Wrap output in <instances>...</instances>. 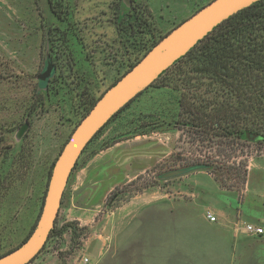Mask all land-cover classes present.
I'll list each match as a JSON object with an SVG mask.
<instances>
[{
	"label": "rangeland",
	"instance_id": "rangeland-1",
	"mask_svg": "<svg viewBox=\"0 0 264 264\" xmlns=\"http://www.w3.org/2000/svg\"><path fill=\"white\" fill-rule=\"evenodd\" d=\"M211 1L65 0L57 6L66 14L60 20L46 0H0V254L20 245L36 224L51 166L92 100L143 54L119 34L117 22L139 7L160 37ZM48 49L58 69L45 91L38 76ZM170 77L146 89L81 156L57 218L58 228L76 223L81 234L76 244L69 228L50 238L29 264L78 261L90 237L108 238L110 213L138 196L187 202L199 217L211 210L222 214L239 234L225 264H264V234L244 230L248 224L264 228V146L238 151L248 164L242 183L237 174L243 166L225 164V136H212L214 130L199 136L175 123L182 92L200 94L206 86L195 92L197 82L187 86L175 74ZM212 159L217 162L211 170L183 171ZM175 171L182 174L166 176Z\"/></svg>",
	"mask_w": 264,
	"mask_h": 264
},
{
	"label": "trees",
	"instance_id": "trees-1",
	"mask_svg": "<svg viewBox=\"0 0 264 264\" xmlns=\"http://www.w3.org/2000/svg\"><path fill=\"white\" fill-rule=\"evenodd\" d=\"M64 1L46 0L49 10L60 20H65L66 14L63 15V11H59L57 6L63 4ZM116 25L119 34L126 36L132 41V46L143 53L130 65L129 70L168 34L157 37L151 22L144 16V11L136 6L132 7L131 11ZM140 36L146 37V41L140 39ZM170 73L175 74L179 80L185 81L187 86L193 81L197 82L195 92L200 90V87L206 86L200 94L182 92L179 100V118L175 123L179 127L189 128L199 136L207 137V134L213 133V130L215 132L212 136H220V134L225 136V164H231V167L233 165L238 167L236 166L238 164L243 166L242 170L237 169L241 171L240 176L237 174V177L242 183H246L247 160L244 155L238 156L237 153L238 151L242 153L244 147L264 146V0L254 3L219 24L185 56L164 71L151 86L165 77L172 80ZM205 80L209 83L207 84ZM171 83L166 80L167 86ZM174 87L179 88V84H174ZM144 92L120 110L106 126ZM195 95L199 96L195 97ZM100 97L92 100L83 118ZM240 157L243 159L237 160ZM213 159L216 158L213 157ZM213 159L211 162L209 160L204 163L190 164L183 171L211 170L217 162ZM54 163L51 166V172ZM34 227L35 224L21 244L28 239ZM69 228L73 230L72 242L74 244L81 237L74 222L58 228L56 220V226L49 239L63 235ZM20 245L1 253L0 257Z\"/></svg>",
	"mask_w": 264,
	"mask_h": 264
},
{
	"label": "water",
	"instance_id": "water-1",
	"mask_svg": "<svg viewBox=\"0 0 264 264\" xmlns=\"http://www.w3.org/2000/svg\"><path fill=\"white\" fill-rule=\"evenodd\" d=\"M262 0H212L163 37L133 68L105 91L80 121L54 163L40 216L28 239L0 257V264H29L46 245L56 226L69 180L94 137L139 94L148 89L178 59L185 56L219 24ZM130 5V3H128ZM48 65L39 76L42 82L52 75ZM25 131V127L19 133ZM168 173L167 177L181 175Z\"/></svg>",
	"mask_w": 264,
	"mask_h": 264
},
{
	"label": "crops",
	"instance_id": "crops-1",
	"mask_svg": "<svg viewBox=\"0 0 264 264\" xmlns=\"http://www.w3.org/2000/svg\"><path fill=\"white\" fill-rule=\"evenodd\" d=\"M163 199L138 196L112 211L108 240L101 233L90 237L82 258L91 264H225L239 234L224 216L211 210L217 218L211 221L196 216L187 202ZM82 258L72 264H83Z\"/></svg>",
	"mask_w": 264,
	"mask_h": 264
},
{
	"label": "flooded vegetation",
	"instance_id": "flooded-vegetation-1",
	"mask_svg": "<svg viewBox=\"0 0 264 264\" xmlns=\"http://www.w3.org/2000/svg\"><path fill=\"white\" fill-rule=\"evenodd\" d=\"M49 64H50V66L53 68V73H52V75L47 79V81L42 82L41 80H39V76L42 75V74L46 71V69L48 68V65H49ZM44 65H45L44 70L42 71L41 74H39V76H38V80L41 82V84H44V85H45L44 90H45V91H48V89H49V88H48V84H49L50 80H52V79L54 78V75H55V73L57 72V69H58L57 61H56V59H55V56L52 55V51H51V49H48V52H46ZM25 129H26V128H25Z\"/></svg>",
	"mask_w": 264,
	"mask_h": 264
},
{
	"label": "built area",
	"instance_id": "built-area-1",
	"mask_svg": "<svg viewBox=\"0 0 264 264\" xmlns=\"http://www.w3.org/2000/svg\"><path fill=\"white\" fill-rule=\"evenodd\" d=\"M207 217L211 221L217 220V218L210 212L207 213ZM244 230L248 234H254L257 236L264 234V228L262 226H256L253 224L246 225ZM82 262H83V264H91L90 259L88 257H84Z\"/></svg>",
	"mask_w": 264,
	"mask_h": 264
}]
</instances>
